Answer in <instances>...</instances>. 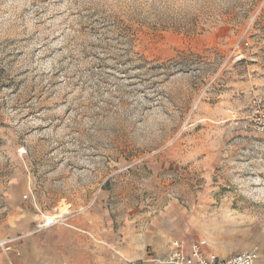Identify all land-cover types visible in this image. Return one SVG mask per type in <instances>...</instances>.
Returning a JSON list of instances; mask_svg holds the SVG:
<instances>
[{
    "label": "rangeland",
    "instance_id": "rangeland-1",
    "mask_svg": "<svg viewBox=\"0 0 264 264\" xmlns=\"http://www.w3.org/2000/svg\"><path fill=\"white\" fill-rule=\"evenodd\" d=\"M258 90L264 0H0V264H264Z\"/></svg>",
    "mask_w": 264,
    "mask_h": 264
},
{
    "label": "built area",
    "instance_id": "built-area-1",
    "mask_svg": "<svg viewBox=\"0 0 264 264\" xmlns=\"http://www.w3.org/2000/svg\"><path fill=\"white\" fill-rule=\"evenodd\" d=\"M248 120L252 131L264 136V99L249 91ZM258 253L251 249L229 256H215L204 250V241H192L189 245L176 243L166 263L171 264H256Z\"/></svg>",
    "mask_w": 264,
    "mask_h": 264
},
{
    "label": "crops",
    "instance_id": "crops-1",
    "mask_svg": "<svg viewBox=\"0 0 264 264\" xmlns=\"http://www.w3.org/2000/svg\"><path fill=\"white\" fill-rule=\"evenodd\" d=\"M258 91L259 93L264 95V91L262 90H258ZM170 242H171V239L169 237H165L163 239V246L159 249L161 255L166 254L165 258H160L158 254L155 257L149 256L148 253L146 254L144 251L140 249L137 253H135L134 255L130 257V259L128 260V263L129 264H171V263L165 262L174 248V247L171 248Z\"/></svg>",
    "mask_w": 264,
    "mask_h": 264
}]
</instances>
